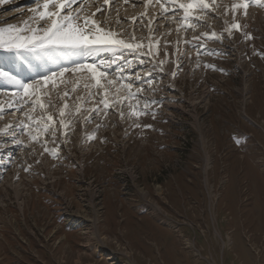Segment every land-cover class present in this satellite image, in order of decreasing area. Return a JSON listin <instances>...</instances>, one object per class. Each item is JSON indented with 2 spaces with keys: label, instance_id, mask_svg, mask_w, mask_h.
Here are the masks:
<instances>
[{
  "label": "rangeland",
  "instance_id": "obj_1",
  "mask_svg": "<svg viewBox=\"0 0 264 264\" xmlns=\"http://www.w3.org/2000/svg\"><path fill=\"white\" fill-rule=\"evenodd\" d=\"M219 24L193 29L190 82L153 72L129 106L96 87L118 138L104 118L79 139L47 120L51 100L19 103L0 140V264H264V24Z\"/></svg>",
  "mask_w": 264,
  "mask_h": 264
},
{
  "label": "bare ground",
  "instance_id": "obj_2",
  "mask_svg": "<svg viewBox=\"0 0 264 264\" xmlns=\"http://www.w3.org/2000/svg\"><path fill=\"white\" fill-rule=\"evenodd\" d=\"M26 1L27 0H10L8 4L0 5V27L7 26L8 24L23 26L25 22L31 23L33 27H46L48 23H50V21L39 20L38 18L36 20H31L30 18L34 15L31 9L35 8L36 5L34 0H30L32 1V5L26 6ZM109 1L110 5L108 6ZM256 1L254 2L255 7L250 9L247 8V14H245L243 8L233 9V4L240 3L237 0H205L209 5V8H212V12H215L212 14V20L209 17V13L205 16V21L210 27H213V29H216V26L220 25L219 21H223V26L229 31L228 34H233L231 26L232 22L234 24V21L243 26L247 25V29L250 28V24H255L257 26L259 24H264L263 16L261 15V13H264L262 12L263 9L259 5L260 1ZM261 1L264 3V0ZM68 2L71 4V9L65 8L61 15L67 14L69 10H72L74 13L78 10L81 19L77 21V23L83 24L85 19H88L89 21L95 20L105 31L114 33V39H120L129 44L141 45L139 48L128 50L119 45L113 46V50L118 52L116 57L112 53V50L100 51L105 55L103 61H105L109 55L118 58L119 60H123V68L113 74L104 70L106 63L104 66L94 65L97 72L105 74L103 77L98 78L100 79V92L103 94V97L101 96L102 101L107 104V106L112 105L114 102L117 103V106L124 104L129 106L130 100L133 99H130L129 96L125 95L127 92L126 90H131V86L135 84L138 85L143 83L144 79L138 81L137 78L140 76L139 72L143 69L146 59H148L146 72L148 73L149 71L160 67L164 71L165 77L172 81L170 86L173 88H176V82H179L180 86L181 80L184 81V83H187L189 80L191 81L193 73L195 72V64L193 62L196 57L193 54V51L188 49L186 42L189 39V33L187 34L185 29L182 30V28L185 27L184 25L182 26L183 23L180 22L190 20V18L196 14V12L201 10V8L207 10L208 7L203 8L198 5L191 10V15H187L186 18L185 10L181 8L180 5L188 4L192 2V0H107V2H105V0H91L88 4L78 3L76 0L75 2H73V0H68ZM159 2H164L168 9L162 10L166 7L162 6V9H160L156 6V3ZM259 7L261 8L259 9ZM50 10L55 11L56 9L53 7ZM11 12L14 15L22 14V19L15 17V19L8 20V16L6 15ZM93 13H95V15H93ZM254 17L257 18L256 22L252 20ZM199 19L200 18H196V22H198ZM88 30L92 31L94 29L90 25ZM15 52L16 51H6L0 48V57L9 59L15 54ZM87 66L81 68L79 71L74 68L65 72L62 76L57 75L52 82L40 87L38 96L32 95V90H29V95L27 96L24 95L21 90L8 92L9 94L4 92L0 93V110L3 109L0 112V140L5 141L8 137L5 133H7L12 127H17L13 122H15L16 117H18L17 113L20 108L19 103H21L25 97L29 99L33 98V96L43 105L47 100H51L55 106V110L53 109L54 115L51 113L53 115L52 117L55 122H58L61 119L64 120V125H67V127L60 125L64 130H66V128L68 129L69 125L75 122L73 125H75V129L78 128L79 130V139H84L87 136L86 133L89 131L94 133L98 128V120L100 118H104V122L109 129L107 132L111 131L118 138L115 130H112L113 128H111L112 123H110L115 122V119H113L114 116L111 115L110 117L109 115L111 113H106L107 107L99 105V102L97 101V99H99V92L95 89V85H97L96 79L93 78V73L87 68ZM111 68L112 67H109L108 70ZM59 73L60 71L57 72V74ZM132 73L137 77H133L131 75ZM92 79L95 81V84ZM38 81L42 80L40 79ZM120 84L123 85L125 89L121 88ZM143 95H145V93H143ZM142 97L144 98V96ZM97 109H100L97 111L99 116L96 117L98 123L96 122V125L90 124L86 126V123L88 122L87 119L91 117V112ZM123 109H125V112L127 113V106ZM61 111L64 112L63 117L59 115ZM126 113L123 114L127 115ZM128 118L129 117L125 119L123 117H118L117 120L119 123H124L126 121L127 123L124 124L130 126L129 131H135L134 133L136 134L138 131L131 128ZM83 119H86L87 122ZM126 129L125 131L118 133L120 134V138L125 136ZM78 138L74 139L77 141ZM98 140L99 139L95 141L94 145L91 143L93 147L90 146V148L92 150L102 146ZM82 144L85 146L87 145L85 142H82ZM13 180L15 179L13 178Z\"/></svg>",
  "mask_w": 264,
  "mask_h": 264
},
{
  "label": "snow or ice",
  "instance_id": "obj_3",
  "mask_svg": "<svg viewBox=\"0 0 264 264\" xmlns=\"http://www.w3.org/2000/svg\"><path fill=\"white\" fill-rule=\"evenodd\" d=\"M10 0H0V5L9 3ZM75 2V0H73ZM83 2V0H81ZM107 2V0H105ZM36 5L35 8L31 9L34 13L31 20H46L50 21L46 27H33L31 23L25 22L23 26H17L8 24L7 26L0 27V48L6 51H19V50H48L55 47H67V48H82L90 51H103L113 50V46L119 45L126 49L139 48V44H129L120 39H114L115 36L112 32H107L99 26L95 20L89 21L84 20L83 24L77 23L81 19L79 11L75 13L69 10L67 14L61 15L65 8L71 9V4L68 0H34ZM203 8L209 7L205 0H192L188 4H181L180 7L185 10L186 18L187 15H191V10L197 6ZM55 8V11L50 10ZM233 9L243 8L245 14H247V8L249 4L241 0L240 3L232 5ZM99 10V9H98ZM95 15V13H93ZM92 26L94 30L89 31V26ZM234 28L239 29L240 24L236 23L233 25ZM212 37H216V33L211 34ZM251 38V37H248ZM85 66L77 65L76 70L79 71ZM87 68L93 73V78L96 79V84L100 85V79L105 74L97 72L94 65H88ZM69 69L64 68L59 74L52 73L50 76H44L42 81H33L32 83H25L17 79L15 75L10 74L7 71L0 70V79L5 81L7 84L15 86L23 92L24 95H29V90H32V95H39V89L42 86L52 82L57 75L62 76ZM40 103L39 100L35 101ZM43 108L44 105L40 103ZM107 106V104H106ZM145 107H148L146 104ZM136 116L142 115L143 113L135 112ZM61 117L64 116V112L59 113ZM123 116V113H121ZM48 121H52L51 115L47 116ZM64 125V120L59 121ZM67 127V125H64ZM48 125L45 124L44 129L47 130ZM55 133L53 132V135Z\"/></svg>",
  "mask_w": 264,
  "mask_h": 264
}]
</instances>
